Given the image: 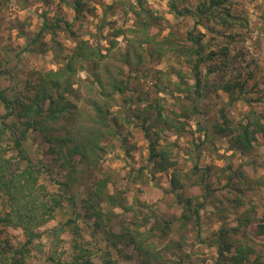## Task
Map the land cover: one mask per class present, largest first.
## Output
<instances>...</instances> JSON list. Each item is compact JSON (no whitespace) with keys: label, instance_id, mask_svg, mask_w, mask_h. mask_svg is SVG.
Instances as JSON below:
<instances>
[{"label":"trees","instance_id":"obj_1","mask_svg":"<svg viewBox=\"0 0 264 264\" xmlns=\"http://www.w3.org/2000/svg\"><path fill=\"white\" fill-rule=\"evenodd\" d=\"M60 1L72 5L78 18L92 10L89 0ZM144 1L138 0L141 9H132L138 17L137 31L142 34L148 32L152 24V16ZM197 2L193 8L185 6L180 9L177 1H171L170 6L177 16L191 15L199 20L205 18L210 24L208 29L212 32L210 40L204 38V33L191 30L186 35L187 40L182 41L171 30L167 33L166 47L163 41H156V50L166 53V48L167 57L178 60L180 64L185 63L190 68L185 70L173 63L169 65L171 70L167 71V95L173 100V107L167 109V131L172 130L182 135L187 122L201 116L205 118L203 131L206 136L201 143L212 141L215 136L225 137L229 149L234 153L250 155L261 144L264 145V105H261V99L254 96L255 92L258 95L264 92L262 69L255 62L244 65L238 60V55L232 57L231 46H236L237 42L234 33L216 28L217 23L231 27L237 18L244 19L233 14L232 0ZM41 16L39 30L31 41L36 46L41 43L43 35L51 32L58 67L46 71H30L22 88L15 86L11 90L0 89V104L5 108V112L0 114V225L20 227L26 236L23 243L15 245L9 237L1 236L0 232V264H28L30 245L38 235L36 228L54 218L58 208L65 206L62 194L69 200L71 207V218L67 219L65 225L73 229L74 242L70 257L66 260L54 258L55 264H116L111 248L123 252L122 246L131 247V253L124 252L130 259L137 255L145 262L160 264L161 257L151 246L154 243L146 238L138 226L125 227L119 233L107 231L111 248L102 253L88 246V243L83 244L80 239L82 232L74 213L81 215V211H84L89 217L96 216L98 224L103 226L104 216L112 210L103 211L102 202H111L115 198L118 204L123 205V196L109 194L107 178H100L96 186L84 195L79 189L74 190L79 180L78 175L83 174L85 167L97 164L102 153L110 148L113 137L122 136L121 119L131 124L129 115L147 121L151 114L145 116L143 109L137 105L128 79L112 75H108L106 79L102 77L97 65L106 54L98 46L90 44L88 39H80L72 53H64L63 44L57 37V28L61 27L63 21L72 30L73 24L69 20L57 16L54 22H50L48 11H44ZM122 33L123 29H119L116 36ZM218 39L227 40V43L214 44L213 41ZM127 56L126 59H129ZM86 63L92 66L99 82L98 87L94 84L88 87L97 90L102 96V101L91 99L93 112L79 107L77 102L69 98L78 95L74 87L75 76ZM203 68H206L205 74ZM174 74L178 80L173 79ZM210 76L216 80L212 82ZM220 90L228 95L229 105L238 100L246 101L249 109L242 119H232L225 107L218 109L216 115L208 117V110L200 100L206 94L215 99L216 96L212 93L219 94ZM137 98L141 99V96ZM120 100L127 104L124 106V114L120 109L113 110ZM157 120L158 123L164 120L160 110ZM149 125L152 126L151 123ZM149 125L146 122L140 125L146 130L150 141L149 161L153 165L157 164L160 170H170L169 192L174 195L177 206L181 207L179 214L173 213L167 219L155 216L150 230L167 232V238L177 226L186 231H197L203 225L202 210L209 200L213 201L219 189L211 180V167L202 168L195 163L191 173H184L168 147H157L158 141L152 135ZM31 133H37L45 144V154L50 156L52 162L50 172L53 173V166L59 167V175L67 170L64 175L67 178L62 183V194L49 191L47 184L41 180L47 164H39L31 159L26 147ZM120 138L123 145H126L128 138ZM225 169L228 171L227 184L232 190L243 193L246 190L243 184L247 181L252 183L241 164L232 161ZM197 186L201 187V191L192 190L189 191L192 193H188L189 188ZM221 208L220 227L213 230L208 236L209 241L207 240L208 246H215L217 250L212 264H264V252H260L253 243L254 236L257 239L264 238V219L257 220L256 211L252 207L237 217L236 225L228 226L225 221L227 207ZM63 228H56L54 234L58 236ZM183 247L184 243L181 241L167 243V249L172 253V257L167 256V264L191 262L190 254L180 251ZM95 256L100 257V263L94 260Z\"/></svg>","mask_w":264,"mask_h":264},{"label":"rangeland","instance_id":"obj_2","mask_svg":"<svg viewBox=\"0 0 264 264\" xmlns=\"http://www.w3.org/2000/svg\"><path fill=\"white\" fill-rule=\"evenodd\" d=\"M171 1H177L180 9L185 6L193 8L198 3V0H145L144 4L152 16V24L148 32L142 34L137 31V14L132 12L133 7L141 9L138 0H89L92 10L86 11L80 18L76 17L72 5L60 0H0V89L11 90L15 86L22 88L30 71L57 68L59 61L53 48L52 33L43 35L41 43L36 46L31 40L39 30L44 11H48L50 22H54L57 16L69 20L73 24L72 30H69L63 21L61 27L57 28V37L63 44L64 53H72L80 39H88L90 44L98 46L102 53L106 54L97 65L102 77L106 79L108 75H112L128 79L137 105L143 109L145 116L151 114L147 121L129 115L131 124L121 119L123 134L120 137L128 138L126 145H123L120 137H113L110 148L102 153L97 164L87 166L83 174H77L79 180L74 190L79 189L84 195L96 186L100 178H107L109 194L123 196V205L118 204L115 198V202H102L103 211L112 210L104 216L103 226L98 224L96 216L89 217L84 211H81V215L74 213L73 216L82 232V243H88V246L102 253L103 250L111 248L107 231L119 233L125 227L138 226L146 238L154 243V246H151L161 257L160 264H167V256L172 257V253L167 249V243L171 241L184 243L180 251L190 254L189 264H212L217 250L215 246H208L207 240L211 232L220 227L221 207H227L225 221L228 226L236 225L237 217L252 207L256 211L257 220L264 219V145L261 144L252 154L244 155L229 149L225 137L215 136L212 141L201 143L206 139L203 131L205 118L201 116L188 121L182 135L172 130L167 131V109L173 107V100L167 95V71L171 70L169 65L173 63L184 67L185 70L190 68L185 63L180 64L178 60L167 57L166 48V53L156 50V41H163L166 47L167 33L171 30L182 41L187 40L186 35L191 30L204 33L207 41L212 34L208 29L210 24L205 18L199 20L191 15L177 16L171 9ZM232 12L244 19L237 18L231 27L217 23L216 28L234 33L237 42L236 46H231L232 57L238 55V60L244 65L257 63L262 69L261 75H264V0H232ZM119 29H123L124 33L116 36ZM218 40L213 41L214 44L227 43V40ZM127 53L130 55L127 56ZM126 56L129 59H126ZM205 73L206 68H203V74ZM173 77L178 80L175 74ZM210 79L212 82L216 80L213 76H210ZM75 81L74 87L78 95L69 98L77 102L79 107L93 112L91 99L102 101V96L97 90L88 87L91 84L99 86L94 69L89 63L84 64L78 71ZM218 93H212L216 96L215 99L206 94L200 100L208 110V117L216 115L218 109L225 107L232 119H242L249 109L246 101L238 100L229 105L228 95L222 90ZM137 96H141V99ZM254 96L261 99V105H264L263 91L259 95L255 92ZM121 101L113 110L120 109L124 114V106L127 104ZM159 110L164 119L161 123L157 120ZM4 112L5 108L0 104V114ZM143 122H146V125L151 123L152 126H149L158 141L157 147H168L184 173H191L195 163L202 168L211 167V180L219 189L213 201L209 200L202 210L203 225L197 231H186L177 226L167 238V232L150 230L154 225L155 216L167 219L173 213L179 214L181 207L177 206L174 195L169 192L170 170H160L157 164L153 165L149 161L150 141L146 130L140 127ZM26 147L34 162L47 164L41 180L47 184L49 191L62 194V183L67 178L64 176L67 170L59 175V167L53 166V173L50 172L51 158L45 154V144L37 133H31ZM232 161L241 164L252 182L243 184V188H246L243 193L232 190L227 184L228 171L225 167ZM192 190L198 192L201 187L189 188L188 193H192L189 192ZM62 199L65 206L58 208L54 218L36 228L38 235L30 245L28 264H55L54 258L66 260L70 257L74 234L71 226L65 223L71 218V207L64 194ZM61 227H64L63 230L56 236L55 229ZM0 232L1 236L9 237L15 245L23 243L26 239L24 230L20 227L0 225ZM254 239L256 248L264 252V238L257 239L254 236ZM122 247L123 252L111 248L116 264H152L137 255L134 259L128 258L124 252L129 253L131 247ZM94 260L101 262L99 256H95Z\"/></svg>","mask_w":264,"mask_h":264}]
</instances>
